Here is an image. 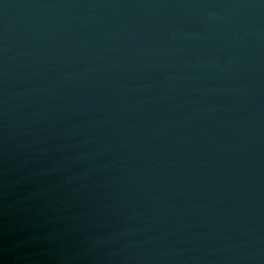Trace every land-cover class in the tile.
<instances>
[{"label":"water","instance_id":"95a60500","mask_svg":"<svg viewBox=\"0 0 264 264\" xmlns=\"http://www.w3.org/2000/svg\"><path fill=\"white\" fill-rule=\"evenodd\" d=\"M0 264H264V0H0Z\"/></svg>","mask_w":264,"mask_h":264}]
</instances>
